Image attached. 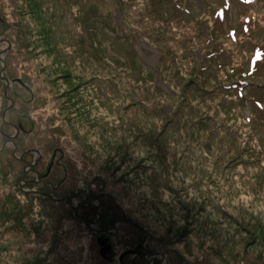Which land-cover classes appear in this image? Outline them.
<instances>
[{"label":"rangeland","instance_id":"374dc122","mask_svg":"<svg viewBox=\"0 0 264 264\" xmlns=\"http://www.w3.org/2000/svg\"><path fill=\"white\" fill-rule=\"evenodd\" d=\"M0 264H264V0H0Z\"/></svg>","mask_w":264,"mask_h":264},{"label":"flooded vegetation","instance_id":"af4514ba","mask_svg":"<svg viewBox=\"0 0 264 264\" xmlns=\"http://www.w3.org/2000/svg\"><path fill=\"white\" fill-rule=\"evenodd\" d=\"M26 120H30V119H27L26 118ZM26 154H24L23 155V157L25 156ZM39 156V158H36L35 160H34V162L32 163V166H28L27 168V170L24 172L23 171V173H24V176H26V177H28L27 175H29V173H34L35 174V180H31V179H24V178H21V179H23L24 180V183H26V182H31V183H35V184H41L42 183V181H44L48 176H49V173L51 172V168L53 167V164H55L54 163V160L53 159H51L50 158V160H49V162H48V164H47V167H46V169L44 170V172L43 173H41L40 171H35L34 169L37 167V165L40 163V158H41V155H38ZM28 173V174H27ZM20 179V180H21ZM39 185H36V187H38ZM41 190V191H40ZM42 189H40L39 187H38V190H33V191H31V192H33V193H36L37 195H39V196H41V195H43V196H45V197H49V196H51L50 194H48V193H44V192H47V191H43ZM72 194H73V196L72 197H70V198H74V194L76 195V193L74 192V191H72ZM68 196V195H67ZM53 197H50V199H52ZM67 199H69V198H67ZM54 200H56V199H54ZM96 231V230H95ZM97 232V231H96ZM98 235H101L103 238H105L103 235L104 234H102V233H98ZM98 235H97V237H98Z\"/></svg>","mask_w":264,"mask_h":264},{"label":"water","instance_id":"95a60500","mask_svg":"<svg viewBox=\"0 0 264 264\" xmlns=\"http://www.w3.org/2000/svg\"><path fill=\"white\" fill-rule=\"evenodd\" d=\"M97 242L101 246L100 248V254L103 255L105 252L110 250V244H108L106 241L104 242L102 237H97ZM102 238V239H101Z\"/></svg>","mask_w":264,"mask_h":264},{"label":"trees","instance_id":"16d2710c","mask_svg":"<svg viewBox=\"0 0 264 264\" xmlns=\"http://www.w3.org/2000/svg\"><path fill=\"white\" fill-rule=\"evenodd\" d=\"M56 1H57V0H53V2H56ZM22 176H23V175H22ZM26 183H30V184H31V182H26ZM26 183H24V184H26ZM27 186H28V185H27ZM23 188H29V187H24V186H23ZM26 192H27V191H26ZM23 195H24V196H28L27 193H23ZM90 222H91V221H90ZM92 222H93V221H92Z\"/></svg>","mask_w":264,"mask_h":264},{"label":"bare ground","instance_id":"6f19581e","mask_svg":"<svg viewBox=\"0 0 264 264\" xmlns=\"http://www.w3.org/2000/svg\"><path fill=\"white\" fill-rule=\"evenodd\" d=\"M41 186H42V185H39L38 187H39L40 189H42Z\"/></svg>","mask_w":264,"mask_h":264}]
</instances>
